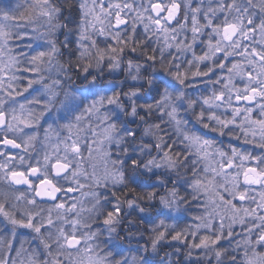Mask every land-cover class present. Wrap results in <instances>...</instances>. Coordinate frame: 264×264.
Returning <instances> with one entry per match:
<instances>
[{
	"label": "snow or ice",
	"instance_id": "obj_1",
	"mask_svg": "<svg viewBox=\"0 0 264 264\" xmlns=\"http://www.w3.org/2000/svg\"><path fill=\"white\" fill-rule=\"evenodd\" d=\"M171 242L264 264V0H0V264H178Z\"/></svg>",
	"mask_w": 264,
	"mask_h": 264
},
{
	"label": "flooded vegetation",
	"instance_id": "obj_2",
	"mask_svg": "<svg viewBox=\"0 0 264 264\" xmlns=\"http://www.w3.org/2000/svg\"><path fill=\"white\" fill-rule=\"evenodd\" d=\"M197 51V54L200 53V47H197L196 49ZM130 57L134 56L132 55V53L129 54ZM188 58H191L190 56ZM203 68V66H201ZM194 86L196 88V93L195 94H199V92L201 90H203L204 88V83L202 82V79L201 78H197L194 82ZM189 91H193L192 89H189ZM203 134H206L207 138H210V139H213L217 142V144L221 147H223L225 150L228 148L229 144H231L233 147H237V148H244V147H250V146H245L243 145L242 141H236L234 140L232 137L230 136H219L218 133H212V132H209L208 130H202ZM40 150V145L38 144L37 145V152H39ZM33 155H37V153H33ZM100 157H96L91 163H94L96 165V168H97V171L100 172L102 169V163L100 162ZM85 167L89 168L90 170V166L89 164L85 165ZM76 194H79V193H76ZM75 195V194H74ZM84 207L87 209L90 207V204H85ZM85 215H87V212L84 213ZM132 220L133 222H138V218L136 217L135 214H133L131 217H128L124 220L121 221V225H120V229H123V231H120V229H118L119 231V234H120V243H121V246L124 247L125 249H127L129 247L127 241L124 240V236L128 230V220ZM94 228L96 227H100L99 223L97 224H94L93 225ZM141 228L144 227L143 224L140 225ZM137 236H139V233H136ZM107 238V233L106 231L103 232V234L101 235L100 237V240L103 241L104 239ZM143 241H141L142 243ZM135 242L132 243L131 247L134 249L135 248ZM105 247H109L108 245H105ZM167 248V249H166ZM172 248L174 249V254L173 255H184V248L182 246H180L179 244H176V245H173ZM171 247H165L162 251H161V255H164L165 252H167V250H170ZM183 252H182V251ZM126 255H134L135 253L132 252V253H129V252H125ZM178 264H186L182 261L181 257H178ZM187 264H191V262L189 261V263Z\"/></svg>",
	"mask_w": 264,
	"mask_h": 264
},
{
	"label": "rangeland",
	"instance_id": "obj_3",
	"mask_svg": "<svg viewBox=\"0 0 264 264\" xmlns=\"http://www.w3.org/2000/svg\"><path fill=\"white\" fill-rule=\"evenodd\" d=\"M137 31L139 32L140 31V29L138 28L137 29ZM132 55H134V56H132V58H134V57H136V53H132ZM100 162L102 163L101 165H102V169H103V166H104V163H103V158L102 157H100ZM85 165H87V164H85ZM87 168V167H86ZM102 171V170H101ZM84 193H88L89 192V189L87 188V187H85L83 190H82ZM77 197H79L82 201H83V204L85 205V204H90L89 203V197L87 196V195H85V196H80V194H75ZM203 213V209H198V208H196V207H193L187 214H186V219H185V221H184V223L183 224H181V225H179L180 227H187V226H192V227H194L195 226V224H197V223H199V221L198 220H196L195 219V217H197V216H199V215H201ZM21 230V229H20ZM20 230H19V233H20ZM201 234H203V230H201ZM18 235H20V236H22V235H24V237L25 236H27V235H29V242L31 243V244H33V245H31V247H33V248H35L36 247V244H37V242L36 241H33L32 240V234H31V232H30V230H28V232H27V229H22V231H21V233L20 234H18ZM21 239H23V238H21ZM21 241H28V239H26V240H21ZM19 243H20V239H19V242H17V244H14V247H19ZM176 244H179L180 246H182L183 247V242H171V245H169V246H167V247H171V249L170 250H167V252L166 253H168L169 255H168V259L169 260H171V261H177L178 262V257H181V259H182V261L184 262V263H189V261H185V260H183V255H173L174 254V252H176V251H174V249L172 248V246L173 245H176ZM26 246H28L29 247V244L27 243V244H25V247ZM27 248V247H26ZM184 248V247H183ZM167 249V248H166ZM182 251V250H181ZM187 250L184 248V252H186ZM183 252V251H182ZM161 256H163V255H161ZM191 262V261H190Z\"/></svg>",
	"mask_w": 264,
	"mask_h": 264
},
{
	"label": "trees",
	"instance_id": "obj_4",
	"mask_svg": "<svg viewBox=\"0 0 264 264\" xmlns=\"http://www.w3.org/2000/svg\"><path fill=\"white\" fill-rule=\"evenodd\" d=\"M46 206V205H45ZM21 231H22V229L20 230V233H21ZM27 232H28V230H27ZM20 233H18V234H20ZM21 238H23V239H21ZM19 239H20V241L21 240H26V239H28V241H29V235H27V236H25L24 237V235H22V236H20V235H18V239H17V242H19ZM17 242L15 243V244H17ZM27 244V243H26ZM31 244V243H30ZM31 245H33V244H31ZM26 247H28V246H26Z\"/></svg>",
	"mask_w": 264,
	"mask_h": 264
}]
</instances>
